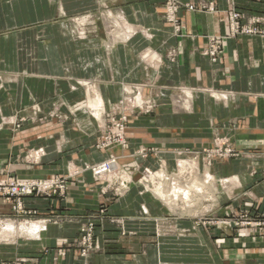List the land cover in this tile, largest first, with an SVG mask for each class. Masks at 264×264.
<instances>
[{
    "label": "crops",
    "instance_id": "obj_1",
    "mask_svg": "<svg viewBox=\"0 0 264 264\" xmlns=\"http://www.w3.org/2000/svg\"><path fill=\"white\" fill-rule=\"evenodd\" d=\"M100 1L0 0V44L15 39L11 57L0 55V177H70L64 198H25L26 206L38 211L34 216L19 217L0 199V261L264 264V229L158 235V218L165 208L139 184L110 200L101 192L104 183L84 169L109 155L95 146L100 128L94 119L90 132L58 118L42 125L27 122L21 129L14 126L21 115H69L67 107L55 110L53 102L84 99L83 87L73 89L81 80L92 81L110 109L131 85H139L141 98L154 99L156 107L151 113L131 115L126 149L116 150L125 155L121 162L157 167L156 158L137 155L143 146L156 148L157 156L173 167L176 149L201 152L216 139L226 141L239 155L215 158L204 170V177L209 171L219 182L211 183L209 191L217 196L219 212L264 214V37L232 35L226 0H202L213 2V11L184 5L201 0H180V29L165 21L164 0H107L119 2L138 27L131 39L110 51L100 36L73 41L61 23L34 26L55 20L62 11L95 8ZM235 6L247 17L264 15V0H235ZM212 37L220 46L215 61L208 54ZM33 103L41 105L38 111L31 109ZM39 147L45 153L37 161L26 159L30 149ZM88 219L96 222L100 249L86 258L72 243Z\"/></svg>",
    "mask_w": 264,
    "mask_h": 264
},
{
    "label": "rangeland",
    "instance_id": "obj_2",
    "mask_svg": "<svg viewBox=\"0 0 264 264\" xmlns=\"http://www.w3.org/2000/svg\"><path fill=\"white\" fill-rule=\"evenodd\" d=\"M182 7V2L180 0H164L163 3L164 19L167 23L173 25L175 29L176 25L173 19L174 17H177V13ZM48 22L61 23L65 26L68 35L73 41H91L95 37L100 36L99 38L101 44L107 51H110L112 47L116 46L118 43H123L131 39L138 28L129 21L122 5L119 4V2L114 3L107 0H101L95 8L75 11L72 13L62 11L55 20L43 21L42 23L34 26L39 27L45 23L48 24ZM38 39L43 42L45 37L41 35ZM14 41L15 39L9 38L8 43L0 44V48H2L0 55L2 57H11L12 47L15 44ZM77 85L84 88V91L86 92V97L84 99L77 101H64L59 98L53 102V108H55V110L65 106L69 110V115H58L56 113L45 116H39L37 114L30 116L21 115L16 117L13 121L14 126L17 129H21L24 123L27 122L42 125V123L50 121L53 118H58L69 122L72 126L77 127L84 132H90L93 126L90 119H94L100 128V135L96 140L95 146L102 151L109 152L108 157L99 162L102 163L107 161L111 155H117L116 150L124 151L126 149V147L117 145L118 142L114 140L117 138L116 135L121 132L122 128L126 133L129 121L131 120V115L151 113L156 107L154 99L140 98L141 93L138 91L139 85H131L132 88L127 89V94L117 103L113 104L111 109L104 101L102 107H98V93L96 92V85L92 81L81 80L79 84L73 85V89H75ZM125 97L126 99H124ZM40 106L41 105L38 103H33L31 104V109L33 111H38ZM99 108L100 110H98ZM128 112L131 114H127ZM79 113H84L86 115H79ZM108 131H111L110 137H108L111 141L106 140V137H104L107 135ZM222 142L224 141L216 139L214 144ZM225 143L229 144L226 141ZM231 146L234 147L233 145ZM146 149L147 155L142 158H156L158 162L157 167H140L138 164H134V162L123 163L120 159L121 157H125V155H118V162L116 163L117 166L120 164L121 168L128 172L131 177L123 176L122 173L117 175L110 174L96 176L94 175L93 167L99 163L85 165L84 169L91 170L95 179L104 183L101 192L105 195H109L110 200H117L120 197H123L130 191L131 186L134 183L139 184L142 187V191L149 193L154 199L159 200L165 208V213L158 218L159 226L156 227V233L158 235L185 236L192 233L195 229H203L209 235L214 236L218 232L224 233L226 230L230 231L241 229V227L224 225L225 219L234 218L233 216L235 215V212H219L217 196H215L213 192H209L212 190L211 183H213L214 186H218L214 183L216 180L212 178L209 171L206 172V177H204L205 166H211L214 159L219 158L217 155L214 157L204 153L198 154V158L195 161L197 168H194V166L189 164L192 163L190 154L192 150L189 148L176 149L175 164L173 167H169V165L166 164L165 159L157 156L158 152L156 151V148L146 147ZM139 150L140 149L136 151L137 155H139ZM44 153L45 151L43 147L32 148L27 152L25 157L26 159L29 158L32 161H37ZM210 159L211 162L208 161ZM146 168L158 173L155 176L146 177ZM160 173H164L167 178L170 177V179L167 180L166 177H162ZM208 173L211 175L209 178ZM59 177L66 178L68 180L67 185L69 188L70 177ZM172 178L177 181L175 185H172ZM187 190L191 193L189 199H187L184 194ZM161 194L163 196H161ZM145 213L146 215H149L146 209ZM116 220L119 219L117 218L115 221ZM180 221H189L191 224L188 226H179L178 223ZM248 228L250 229V227ZM95 229L94 238L99 247L95 248V250H91L89 255L100 249ZM251 229L255 230L254 228ZM21 231H23V229H21ZM78 237H80V233ZM72 244L80 249V253L82 255V247L75 242Z\"/></svg>",
    "mask_w": 264,
    "mask_h": 264
},
{
    "label": "built area",
    "instance_id": "obj_3",
    "mask_svg": "<svg viewBox=\"0 0 264 264\" xmlns=\"http://www.w3.org/2000/svg\"><path fill=\"white\" fill-rule=\"evenodd\" d=\"M229 7L227 9V14L229 17V27L232 35L237 34H245V35H257L264 37V15L259 16H248L236 9L235 0H226ZM190 10L199 9H207L214 10V3H206L202 1L196 5L193 3L184 4ZM247 18V21L244 19ZM176 29H180V25L178 22V18L174 17L173 19ZM212 47H210L208 54L212 57L213 61L217 60L218 52L220 50V46L217 42L216 37H212ZM111 131L107 132L106 140L111 141L110 138ZM117 145L121 147H126V137L125 131L122 128L121 132L116 135ZM104 140V139H102ZM139 155L142 157H146L147 149L146 147L141 146L139 148ZM204 153L209 156L217 155V157H237L239 152L236 148L232 147L230 144L224 142L216 143L212 147L203 148L201 152L192 151L191 154V162L190 165L196 167L195 161L198 158V154ZM118 155H111L109 159L105 162L94 165L93 171L94 175H110V174H123V176L131 177V175L121 168L119 164L118 168L112 169L109 168L111 163L118 162ZM211 162V159L208 160ZM146 177L155 176L158 172H154L149 168H146ZM161 170V169H160ZM111 171V172H110ZM162 177L167 176L164 173H160ZM66 178H62L59 176H51L45 179H34V178H19L17 176L6 174L0 177V199L6 200L11 203L12 209L14 213L19 217H27L34 216L38 213L35 209L28 208L26 206L25 198L38 196V197H61L64 198L67 195V182ZM172 185H175L177 181L172 178ZM105 209H103L104 211ZM102 212V211H101ZM234 218H226L224 221V225L231 227H250L257 229H264V214H250L248 211H243L240 213H235ZM95 221L88 219L85 224L80 229V237L75 239L73 242L79 244L82 247V255L84 257H88L91 250H95L98 248V244L94 238V229H95ZM0 264H19L18 261L7 262L0 261ZM87 264V263H86Z\"/></svg>",
    "mask_w": 264,
    "mask_h": 264
},
{
    "label": "bare ground",
    "instance_id": "obj_4",
    "mask_svg": "<svg viewBox=\"0 0 264 264\" xmlns=\"http://www.w3.org/2000/svg\"><path fill=\"white\" fill-rule=\"evenodd\" d=\"M140 98H141V97H140ZM97 102H98V105H99L98 107H102V105H103V100H102V98H101L100 95L98 96V101H97ZM98 110H100V108H99ZM117 167H118V166H117L116 163H111V166H110L109 168H111L110 170H112L113 168L116 169ZM114 169H113V170H114ZM110 172H111V171H110ZM163 179H164V178H163ZM166 183H167V182H166ZM214 183H215V185H216V184H219V182H218L217 180H216ZM224 183H225V181L223 182V184H224ZM184 194H185L186 198L189 199L190 194H191L190 191L187 190L186 192H184ZM161 196H163V195L161 194ZM177 199H178V198H177Z\"/></svg>",
    "mask_w": 264,
    "mask_h": 264
}]
</instances>
